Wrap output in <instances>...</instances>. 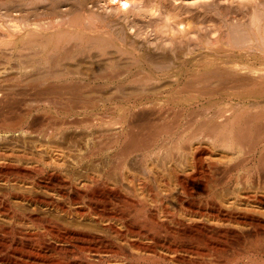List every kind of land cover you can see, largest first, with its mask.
I'll return each mask as SVG.
<instances>
[{
  "label": "bare ground",
  "instance_id": "bare-ground-1",
  "mask_svg": "<svg viewBox=\"0 0 264 264\" xmlns=\"http://www.w3.org/2000/svg\"><path fill=\"white\" fill-rule=\"evenodd\" d=\"M54 26L34 27L35 29L24 26L26 41L22 40L21 48L27 51L30 48L41 47L42 49V47L51 46L57 51V46L62 43L66 47L70 46L60 60L65 64L68 63L66 66L70 65L71 70H68L69 67L62 69L61 72L60 66V72L51 71L52 73L43 74L38 81L34 78L24 79L25 75L23 79L27 80L26 82L21 79L22 75L18 77H4L5 74L0 76V116H4L9 110V105L16 100L15 96L29 92L33 95L32 98L35 96L32 100L34 105L31 106V103L29 105L31 107L26 106L24 109L25 104L23 103V106L20 101V106L19 103L16 104L20 108H15V113L18 115L16 121L0 120V185L4 186V190L6 189V192L1 195L5 201L12 200V202H19L22 206L25 205L24 211L34 205L47 207L49 212L55 214L57 218L46 220V233H30L10 229L11 227L0 228V264H110L111 259L108 260L103 255L113 258L111 263L115 259L118 262L125 260L123 264H264V201L258 197V193H263L264 196V108H258L252 113L247 111L250 109L247 107V109L243 107L218 109L217 112H212L210 117L207 113L208 118L204 115L206 108L203 106L205 110L200 107L203 112L201 111L199 115H204L205 120L203 118L204 121L194 127L196 121L193 123L194 121H191L193 118L191 120L183 118L184 113L181 107H179L180 110H174L170 114L168 110L172 109L171 100L174 98H177L176 102L177 100L180 102V95L182 97V94L184 96L191 93L199 94V90L198 93L196 89L192 91L182 87L183 89L178 91L176 87L178 85H175L177 91L174 87L176 91L174 98L169 94V98H165L162 105L159 104L162 101L151 106H147L143 101V104H136L139 99L144 98L145 94L149 96L148 92L143 94L145 91L143 86L161 83L162 80H169L177 75L179 67L174 64V61L172 63V60L170 61L166 56L165 58L157 55L155 59L156 56L153 57L146 53L138 54L139 48L134 46H129V48L125 44L126 41L121 39L123 31L120 33V28H115L118 31L116 32L113 28V30L108 27L101 28L90 23L85 26L83 24L82 26L75 24L65 25L66 27ZM20 29V26L19 28L13 26L10 32L12 36L7 33L8 37L19 34L22 32ZM257 36L254 35L253 38ZM242 38H239L241 40L239 45L247 39ZM253 38L246 40L249 45L246 42L247 46L243 44L251 51L256 46L260 52L264 51V35L261 36V43L256 41L257 38L256 40ZM9 42L11 41L6 43ZM254 42H258V45ZM23 45L28 49L25 46L22 47ZM53 63L56 64V61ZM61 63H57V66ZM233 64L228 68L221 66V68H227L225 70L228 73H221L224 81L222 80L223 82H220L217 88L220 90L226 88L227 91L229 90L228 93L232 91L229 95L234 94L235 96L239 93L251 95L252 99L254 97L264 98V64L261 68L254 65V68L249 66L243 68V65L240 67L238 63H236L237 66ZM133 67H136V75L132 74ZM208 75L206 76L210 77ZM124 76L126 79L122 81ZM201 76L195 77V84L198 86L209 81L204 77V73ZM115 80L119 84L116 87L113 85L110 87V83ZM97 82L102 83L98 85ZM134 82L140 83L138 87L141 86L144 89L141 87L139 90L125 88L126 84ZM8 88L13 92H9ZM156 88L154 87L153 90L155 91ZM216 89L205 90L212 95ZM140 90L144 91L140 92ZM200 90L204 91L202 88ZM163 91L160 89L157 94L162 97ZM205 93H200V95L204 96ZM256 98L255 102L258 101ZM255 104L253 105L256 106ZM101 107L103 111L100 109V113L96 112ZM207 112H210L209 109ZM33 113L36 116L34 114L35 117L31 120L24 119L25 116H31ZM80 115L83 116L79 117ZM193 115H196V112ZM193 115L190 116L193 117ZM219 118L222 119L218 121ZM181 119L185 123H181L180 126ZM179 127L181 130H178ZM10 138L15 142L14 144L5 142H10ZM201 147H204L203 150L215 148L236 154L240 160L235 164L234 171L242 174L237 179L240 178L243 182L241 184L247 188H238L237 191L231 189L233 199L232 197L227 200L214 198L212 194L220 183L213 179L210 187L206 183H209L211 178L210 171L213 168L215 170L216 167L211 166L210 162L205 165L201 160ZM158 161L161 169L164 163H167L173 173L176 172L175 167H179L182 174L185 173L184 177L186 176L185 178L191 181L195 177L187 176L189 172L201 173L199 191L204 198L195 203V209L174 207L173 210L179 209L184 212L182 219L175 217L176 211L174 213L164 206L159 195H157L158 198L155 196V199H158H154L155 204L159 207L158 212L155 213H162L168 217L173 227L160 223L157 215L147 214L149 209L144 205L145 201L142 202L143 199H134L137 196L134 194L135 190L131 182L134 180L132 167L140 166L147 173L152 174L151 167L156 163L158 165ZM14 169L20 173L16 175L11 172L15 171ZM229 170L224 171L226 172L224 174L229 175ZM9 171L15 175V179L14 176L13 179L9 178ZM22 171L31 172L34 179L30 178L29 182H24L26 180H23ZM116 177L119 181H115ZM37 178L41 179V182L37 181ZM52 179H58L67 185L66 188L69 191L66 194V202H64L67 205L55 200L53 203L52 198L48 199L49 197L46 198L38 192L40 184L44 190L53 186ZM14 181L17 183L14 184ZM123 182L127 184L126 187ZM180 184L186 191L183 183L180 182ZM13 187L19 189L17 191L20 192L12 191ZM78 204H80L79 207H77ZM31 210L29 209L30 213L25 212L26 215L29 214L28 219L35 222L40 221L38 214ZM98 210H101V213ZM16 212L8 205L0 207V215L4 218H18ZM106 215L117 216L120 219L131 216L138 230L134 231V227L130 230V227L128 228L129 234L132 235L135 232L138 238L148 237L151 241L153 240V243L149 245L132 244L146 257H136L137 254L135 256L118 246L103 240L98 241L102 237L88 233L87 230L90 231V229L94 231L112 229L110 224H105L109 217ZM140 228L146 229L147 234L139 230ZM161 233L164 234L162 239L160 238ZM76 240L86 241L88 244L77 245L73 249L57 245L71 241L74 243ZM92 242H96L95 245L94 243L91 245ZM158 248L166 255L158 253Z\"/></svg>",
  "mask_w": 264,
  "mask_h": 264
},
{
  "label": "rangeland",
  "instance_id": "rangeland-1",
  "mask_svg": "<svg viewBox=\"0 0 264 264\" xmlns=\"http://www.w3.org/2000/svg\"><path fill=\"white\" fill-rule=\"evenodd\" d=\"M75 18H76V20H75ZM70 20H73V21H70ZM87 23H90L94 26H96V25L100 26L101 28L102 27L103 28L108 27V29H111V30L114 29L113 31H116V29L120 28L119 29V30H121L120 33H122V31H123L121 39L126 41L125 44L127 45V47H129V46L130 47L134 46L135 48L137 47L140 50V52H138V54L146 53L147 55H152L153 57L156 56L155 59L158 56H160V57L166 56L170 59V61L172 60V63L174 61V64L178 65V67L180 68V69L177 68L176 74L178 76L176 75L174 78H171V79L169 78V80L168 79H166L164 81L162 80L161 83L158 82L157 84H154V85L148 84V85H150V86H147L148 88L146 86L142 85L145 89L140 86L141 85L140 83L136 84V82H134L132 84H129V83L126 84L125 88H127V89L130 88L133 90H136V89L139 90V88L141 87L145 91L140 90V92L144 91L143 94H145V92L146 93L148 92L149 96L147 94H145L144 98H146V99H144V98H142L141 100L139 99L136 104H140L143 101V103L146 102L144 104H147V106H149V105L151 106L154 103L162 101L159 103L162 105L163 100H165V98H167V99L169 98V94L171 96L173 95V98H174V94L176 93L177 88H178V91H180V89L181 90L183 89L182 87H184L186 89H190L192 91H196V90L198 91L199 90L200 93L208 92L207 91L208 89L209 90L210 89H216L218 87V84L220 82L224 81L223 77H221V73H228L226 70L228 67L233 66L234 65L233 63H235L236 66L238 64L241 65L240 67H242V65H243V68L246 66L247 67L248 66L253 67V65L257 68H261V67H263L262 64H264V51H261L262 52L261 53L259 50H257V49H259V48H257L258 46H256V48L253 49L252 51L250 48L246 47L247 46L246 43L247 44L249 43L246 40L249 38H253L254 35L260 36V38L257 36L253 39L256 40V38H257L256 41H259V43H261V40H260L261 36L264 35V34L262 35V33H264V0H37V1L36 0H0V27H1L0 28V33H1L0 34V36H1L0 37V76H2L4 74H5L4 77H11V76L12 77H14V76L18 77V76L22 75L21 79L23 81H25L24 79H33V78H34V80L36 79L35 81H38L40 79V76L43 74H48L51 71L52 72H60V71L62 72L63 71L62 69L70 67V65L68 67L66 66V65H68V63L65 64L63 61L60 60V57L64 54L65 50L69 49V47H70V46L66 47V45H64L63 43H62V45L61 44L58 45L59 47L57 46V48H56L57 51L55 50V48L54 49H53V47L51 48V46L50 47L49 46L48 47H42V49H40L41 47L28 49L25 45H23L22 47L25 46L28 50L26 51V49H22L21 48V44H22L21 42H23L22 40H24V42L26 41L25 36H24V32H23L24 26L29 27V28L32 27V29H35L36 27L41 28V27L54 26V25H55L54 27H59V26L60 27H66L70 24H75L77 26L78 25L82 26V24H83V26H85V25H87ZM48 24H50V25H48ZM13 26H18V28L20 26V28H21L20 30H22V32H19V34L14 35L13 37H8V34H10L12 36V34L10 32L12 31ZM254 28H256V30ZM20 30H18V31H20ZM240 30L243 31L244 33L241 32ZM116 32H118V31H116ZM225 33H227L228 35H226ZM247 35H249L248 36L249 38L247 37ZM242 37L245 39L247 38L245 40L246 43L243 41H242V43H240L244 46L245 49L243 48L242 45H239V41H241L240 39ZM167 38H169V39H167ZM9 40L11 42H9L7 44L6 42H8ZM214 40H215V42H214ZM254 43H256V42H254ZM256 44L258 45V42ZM232 46L235 48H233ZM1 47H3V48H1ZM254 50H256L257 52ZM18 53H19V55H18ZM37 53H39V54L37 55ZM182 53L185 55H183ZM33 54H35V55H33ZM138 56H140V55H138ZM57 60H58V62H57ZM55 61H56V64L53 63ZM61 62H63V64ZM47 63L48 64L52 63V64L48 65ZM57 63H59V64L61 63V65L57 66ZM216 63H217V65H216ZM236 63H238V64H236ZM228 64H229V66H228ZM249 64H251V65H249ZM63 65L66 67H64ZM221 66H224L227 68H224V67L221 68ZM59 69H60V71H59ZM133 69H132V74L136 75V73H135L136 67L135 68L133 67ZM68 70H71V67ZM203 73L205 75L204 77L208 78L206 80H209L210 82L205 81L203 84L198 86L195 84V77H197V75L203 76ZM132 74L130 73L131 76H132ZM208 74L210 75V77L206 76ZM212 74L215 75L217 78L215 76L213 77ZM126 77H127V75H126ZM124 78H125V76L122 77V81H124L126 79V78L125 79ZM138 79H140V78H138ZM168 82H170V83L167 85L166 83H168ZM183 82H185V83H183ZM99 83L101 84L102 82H97L98 85H100ZM118 84H119L118 81L115 80L114 82L110 83V87H113V86L116 87V85H118ZM138 84H140L139 85L140 87H138ZM162 84H164L163 87H162ZM175 85H178V86H176L177 88L175 87ZM154 87H157L156 88V90L158 89L157 92H156V90L155 91L153 90ZM170 87H172V89ZM206 87H209V88H206ZM201 88L204 89V91L200 90ZM160 89H161V91H162V89L164 90L162 92V93H164V95H163L164 97L162 96L164 99L160 95L157 94L158 91L160 92ZM194 89H196V90H194ZM205 89H207V90H205ZM8 90H10L9 92H13L9 88H8ZM8 90H7V92H8ZM169 90L170 91L172 90V92L174 91V93L170 92ZM224 90H222V88H221V90L217 88L216 92H214L212 94L213 96L210 95L209 92L205 93L204 96L200 95L199 91H198L199 94H196V93L192 94L191 93L193 96L188 93L193 98H191V96H189V95H187L188 96V98H187V96H184V94H182V97L183 96L184 97L182 98V97H180L181 95L179 96V100L181 99L180 102L178 100L176 102L177 98H174L176 105H175V103H173L174 99L171 100L172 97H170L171 98L170 100L172 101V104L170 107L175 106V108L174 109H173V107H172V109L170 108L171 110H168L169 111L168 114H170V112L172 113V111H174V110H180L181 109L184 113V115L182 116L183 118L190 119V120H191V118H193L191 120L192 122L194 121L193 123H195V121H196V123L194 124V127H195V126L200 124L199 122H202L205 120L204 115H205V117H208L207 115L209 114V117H210V114L212 112L214 113L215 111L217 112L218 109L219 110L220 109L224 110L227 108H234V109L238 108L239 109L241 107H243V108L247 107L248 109L250 108L247 111H250L249 113H252V111L254 112L258 108H264V105H263L264 104V98H262V99L258 98L257 99L256 97H254V99H252L253 97H250L251 95L249 96L248 94L243 95V94H239V93H237L234 96V94L229 95L232 93V91H231V93H228L229 90L227 91L226 88ZM151 91L153 92V94L156 93L157 95L156 94L153 95ZM226 92L228 94H226ZM30 94H31V92H29L28 94L22 93L21 95L15 96L16 100H14L9 105V110H7V112L4 114V116H0L1 117L0 120L4 119L7 122H14V120L18 116L15 113V110L20 109L19 106L21 105V103L23 106L25 104L24 109L26 108V106L28 108L30 103L32 106V104H33L32 100L35 96L32 98L33 95L31 94V96H29ZM150 94H152V95H150ZM185 95H186V93H185ZM208 95H210V96H208ZM194 96H195V98H194ZM196 96H197V98H196ZM199 96H202V97H199ZM255 98H256V101L257 100L259 101V102L258 101L257 102L260 105L259 104L257 105V102H255ZM186 99H187V101H185ZM19 101L21 103H19ZM253 101H254V103H256L255 104L257 106L256 109H255L256 106L253 105L254 104ZM26 102H27V104H26ZM17 103H19L18 107L16 105ZM15 105H16V107H15ZM23 106H21V107L23 108ZM31 106H29V107H31ZM203 106H204V108H206V111L204 112V115L201 114L202 115L201 116V115H199V113L201 111L203 112V110H205L203 108ZM106 107H109V106H106ZM179 107H181V108L179 109ZM182 107H183V109H182ZM200 107L203 110H200ZM207 107H209L208 109L210 112H207V110H208ZM222 107H224V108H222ZM100 109L102 110V107L98 108L96 110V112H98ZM20 112H22V110ZM195 112H196V115H193V114H195ZM197 112H198V115H197ZM51 113H52V111H51ZM99 113H100V111H99ZM34 114L35 113H33L31 115L32 117L31 116H27V117L25 116L24 119L31 120L33 117L36 116V114H35V116H34ZM190 115L191 116L193 115V117H191ZM82 116L83 115H80L79 117H82ZM196 116H198V117H196ZM203 118H204V120H203ZM222 118H219L218 121L221 120ZM182 119L180 120V126L182 125L181 123H183V122L185 123V121ZM186 122H187V120H186ZM178 130H181V128L179 127ZM9 140H10V142L9 141H5V142H8V144H12V142H13V144L15 143L11 138ZM203 148L201 147V149H202V151H201V153H202L201 158L202 159L201 160L205 163V165L210 162V165L212 164L211 166L214 165L216 167L215 170L213 168L210 171L211 172L210 173L211 178L209 179V183H206V184L208 187H210L212 179H213V181H215V182L217 181L220 183L219 184L220 186H218L216 188V190L214 189V192L212 194L214 196V198H216V199L221 198L223 200H225V199L227 200V199H231L230 197H232V199H233L234 196L231 195V189L232 190L236 189L234 191H237L238 188H241V189L247 188L246 186H244V184H241L243 182H241L240 178H239V180L237 179L241 173L237 174V172L234 171L236 169L235 164L239 163V160H240L239 157H236L237 156L236 154H234L232 152L228 153V151L225 152V151L217 150L215 148L214 149L213 148H209V149L205 148L206 150H208V151H206V150H203ZM159 163L160 162L158 161L159 166L156 163V164H154L155 167H154V165L151 167V171H152L151 173L152 174H149L150 172L147 173L140 166L139 167H136V166L132 167L133 168L132 170L134 172L133 173V175H134L133 179L134 180H131V182H132L133 188L135 190L134 194H135V196H137L134 199H139V200L143 199L142 202L145 201L143 203H145L144 205L146 206V208L149 209L147 214L152 213V215H157V217H158L157 219L160 223H162V224L165 223V225L168 224L169 226L173 227V225L170 222V220L168 219V217H166L162 213H155V212H158V210H159V207L155 204V200H158V199H155V198L157 197V195H159L158 197H159V199L162 200L161 202L164 204V206L168 207V209L174 213L176 210H173V209L176 206L177 207H186V209H190V210L195 209L194 208L196 206L195 203L199 199L204 198V195H202V193H200V191H199L200 185H201L200 184L201 183L200 182L201 173L200 172L196 173L194 171L192 173V171H191V173H192L191 174L189 172L187 174V176L193 175V177H195V179H194L195 181L194 180L191 181V180H188V178L186 179L185 178L186 176L184 177L185 173L182 174V170H180L179 167H175V169H176L175 173L177 174L176 175L175 173H173L170 170V167H169V165H167V163L166 164L164 163L165 166L163 165V169L160 168ZM232 166H234L235 168ZM228 169H230L229 170L230 174L229 175L224 174V173H226L224 171H226ZM231 169H232V173H231ZM14 170L16 172L15 171H11V172H14L16 175H17V173H20V172H17L16 169H14ZM11 172L9 171V173H8L9 178L15 179L16 178L15 175L13 173H12L13 174L12 175ZM27 173H29V175ZM21 175H23V180H26L24 182H29L31 179L32 180L34 179L33 174L31 172H28V171H24V172L22 171ZM225 175L228 177H226ZM241 175H240V177H241ZM230 177H232V178H230ZM37 181L41 182V179L37 178ZM115 181H119V179H117V177H116ZM239 181H240V183H238ZM180 182L183 183L184 188L186 187V191L182 188V185L180 184ZM16 183H17V181L14 184H16ZM232 183H235V184H232ZM237 183L239 185H237ZM59 184H61V185H59ZM123 184L126 187L127 184L125 182H123ZM52 185L53 186H49V188H46L45 189L46 191H45L44 189H42L40 187L41 186V184H40V186H39L40 189L38 190V192L43 194L46 198L49 197L48 199L52 198L51 200H53V201H51V202H53V203L56 201L58 203L67 205V203H64V202H66L65 199H67L66 194H68L67 192L69 191V189L66 188L67 185L61 183L58 179H52ZM13 188H12V191L16 190V192H20V191H17L19 189H15L16 187L14 189ZM181 188H182V190H180ZM4 192H6V189L4 190V186L0 185V207L2 205H8L15 212L17 211L16 215H18V218H16V217L4 218L0 215V217H2V218H0V228H3V229L7 228L8 229L11 227L10 229L13 228V229L22 230V231L30 232V233H33V232L34 233L35 232L46 233L47 232V230L45 228V225L47 223L46 220H49L51 218L52 219L57 218L55 214L49 212L50 211V210H48L49 208H47V207L43 208V206L34 205V206H31V208H28L27 211H29V209L30 210L33 209V210H31V212L33 211V213L38 214L41 222L40 221L35 222L33 220H30V219H28V216H27L29 214L26 215V213H28V212L24 211L26 206L23 205V206H25V207H23L22 204H20L19 202H16V201L12 202V200L5 201L4 197L1 196L4 194ZM51 192H53V193H51ZM262 194L263 193H258V197H260L261 201H264V196ZM16 203H19V204H16ZM79 206H80V204L77 205V207H79ZM190 207H192V208H190ZM35 209H37V210L39 209L38 212ZM98 211L101 213V210H98ZM23 213H25V214H23ZM29 213H30V211H29ZM49 213H50V215H49ZM183 215H184V212H182L179 209L175 213V217H177V218L182 219V217H184ZM106 216H109V217H107V222L105 224H107V225L110 224L109 226H112L113 227L112 229H106V230L105 229H98V231L97 230L94 231V230L90 229L91 232L89 230H87L88 233H93L94 235H97L99 238L102 237L101 239H98V241L103 240L104 242H108L111 245L118 246L121 249H124L125 251H129L132 254H135V256L137 254L136 257L145 256L144 253H142L136 246L133 247L132 244L134 243L136 245H141V244L142 245H149V244L153 243V240L151 241L150 238H148V237L147 238H138V236L136 235L135 232H133L132 235L129 234L128 228H130V227H131L130 230L134 229V228H135L134 231L137 232V230H138L137 225L134 222V220L131 218V216L126 217V218H121V219L117 216H111V217H110V215H106ZM106 216H105V218H106ZM190 218H192V217H190ZM119 220H121V221H119ZM37 224H39V225H37ZM70 227H73V226H70ZM74 228H73V230H74ZM115 230H116V232H115ZM139 230L146 233V229L140 228ZM127 233L131 237H129ZM120 235H122V236L120 237ZM134 235H136V236L134 237ZM163 237H164V234L161 233L160 238L162 239ZM47 239H49V237ZM120 240L122 241V243ZM175 242L178 243V241H175ZM72 243L73 242L71 241V242H67L64 244H57V245L59 247L63 246L65 248L73 249L77 245L88 244L86 241L82 242L81 240H76L73 244ZM93 243L95 245L96 242H92L91 245H93ZM201 248H203V247H201ZM159 249L160 248L157 249L158 253H160L162 255H166L163 252V250H159ZM139 253H141V254H139ZM103 257H105L108 260H110V259L113 260V258L107 257L105 255H103ZM111 260L109 261L110 264H117V263L123 264L126 262L125 260L122 262L121 261L118 262V261H116L117 259H115L113 261L114 263L113 262L111 263Z\"/></svg>",
  "mask_w": 264,
  "mask_h": 264
}]
</instances>
